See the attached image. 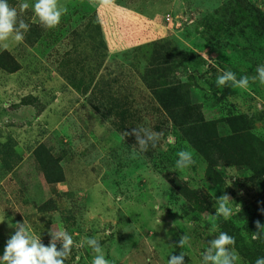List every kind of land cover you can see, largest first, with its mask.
Returning <instances> with one entry per match:
<instances>
[{"label": "rangeland", "instance_id": "rangeland-1", "mask_svg": "<svg viewBox=\"0 0 264 264\" xmlns=\"http://www.w3.org/2000/svg\"><path fill=\"white\" fill-rule=\"evenodd\" d=\"M22 3L29 4L23 12ZM34 3L10 4L29 27L20 29L22 42L14 36L0 41V53L7 50L20 64L13 73L0 69V144L13 139L19 156L10 171L0 161V257L23 225L46 247L61 230L71 235L64 264H92L87 240L93 237L109 264H167L181 253L182 264H211L205 256L226 229H238L247 256H255V264L262 260L264 246L254 251L251 234L258 229L264 236V175L251 179V170L225 164L218 168L221 181L210 182L205 160L140 74L151 44L161 42L172 55L171 80L189 85L192 102L206 120L219 121L220 133H227L226 119L236 118L237 126L242 116L258 149L253 165L259 161L264 169V85L256 71L264 66V25L254 12L244 13L252 7L264 12V0H58V9L67 11L54 28L41 25ZM226 71L237 80L249 77L248 88L231 81L218 87ZM115 103L126 118V137L115 118L105 116L115 113ZM142 128L161 133L146 152L137 144V135L147 140ZM40 142L60 157L64 181L44 180L33 155ZM180 150L191 151L195 161L184 170L175 168ZM166 174L200 189L207 208L192 209ZM222 195L230 197L232 214L213 220ZM54 242L61 250L62 239ZM228 251L237 256L232 264H252L232 245Z\"/></svg>", "mask_w": 264, "mask_h": 264}, {"label": "trees", "instance_id": "trees-1", "mask_svg": "<svg viewBox=\"0 0 264 264\" xmlns=\"http://www.w3.org/2000/svg\"><path fill=\"white\" fill-rule=\"evenodd\" d=\"M13 2L14 0H8L9 5ZM248 12L252 14L254 12L258 22L264 25L263 11L257 7H252L250 11L247 10L244 13ZM151 48L150 59L143 68L140 79L149 90L153 99L162 108L169 121L179 129L184 140L205 160L207 164V179L212 183L220 182L221 174L218 168L225 164H232L243 172L251 170L253 173L250 177L251 179L262 177L264 169H262L260 162H257L259 163L257 166L253 165V158L256 156L255 152H258V149L254 145L253 135H250L246 131L247 125L242 116L238 117V122L241 123L237 126L236 118L226 119L225 122L229 126L227 133L225 134L223 131L220 133L219 121L206 120L200 105L192 102L189 85L184 84L180 80H171L172 55L167 51L166 46L162 45L161 42H154L151 44ZM19 68L20 64L7 50L0 53V69L13 73L19 70ZM104 86L109 87V84L106 83ZM96 100L92 97L88 98L91 106L99 111L101 110V105ZM115 108H118L115 113L109 111L105 113V116L115 118V126L122 136H124L123 134L127 133L125 128L126 118L123 112H119V107L116 103ZM14 146L15 141L13 139L0 144V161L6 171L12 170L16 164V160L19 158L18 153L14 151ZM33 155L43 173L46 183L55 184L64 181L65 174L61 159L52 152L50 145L44 142L38 143L33 150ZM233 155L241 157L233 161L230 158ZM164 176L174 189L189 203L188 205L192 209L202 211L207 208V204L204 202V195H202L200 189L191 187L173 174H166ZM262 213L264 214V210H262ZM230 225L232 226L233 224L230 223ZM223 232L234 237L235 244L232 246L242 257L249 258L248 261L255 264V256H247L249 250L244 244L245 240L240 235L239 230L226 229ZM254 234L258 237L252 240L253 246L256 247L254 251H262L264 236L258 229L253 231L251 237ZM261 251L257 255H261Z\"/></svg>", "mask_w": 264, "mask_h": 264}, {"label": "clouds", "instance_id": "clouds-1", "mask_svg": "<svg viewBox=\"0 0 264 264\" xmlns=\"http://www.w3.org/2000/svg\"><path fill=\"white\" fill-rule=\"evenodd\" d=\"M57 3L58 0H35L34 5H32L35 16L41 25L46 28L56 27L60 23L61 16L67 11L66 8L58 9ZM19 8L23 12L29 8V4L22 3L19 5ZM28 27L29 25L23 19H19L18 21L16 7L10 6L8 0H0V41L7 39L9 36H14L16 42H22L24 36L20 32V29L27 31ZM256 71L259 73V83L264 85V66L256 69ZM251 79L253 82L257 80L256 77H252ZM229 81L232 82L234 87L241 89H247L249 85V77L244 76L237 80L236 74L231 71H226L223 75H219L216 79V84L218 87L224 86ZM141 131L145 132L147 140L141 139L137 135V144L139 145L140 151L146 152L148 150V141H152V147H155L161 137V133L143 128ZM123 135L126 137L129 133H124ZM135 155L136 153L134 152L133 157ZM176 155V169L184 170L195 163L191 151L180 150ZM229 202L230 197L227 195H222L218 198V207L216 208V215L212 217L213 220H216L220 216L225 219L230 217L232 210L228 206ZM257 227H259L258 222ZM257 238L255 234L252 237L254 240ZM56 239H62L63 241L62 249L59 251L55 246L54 241ZM188 242L189 237L185 235L179 240V246L183 248ZM87 243L95 253L92 264H109L96 238H89ZM234 244V237L229 236L225 232H220L218 238L212 241L211 248L208 250L205 260L210 261L211 264H232L237 259V256L229 253L228 246ZM72 246V236L63 230L57 232L53 236V242L46 247L40 243L38 237L30 234L23 225H19L15 234L6 242L4 254L0 257V264H64V260L70 254ZM212 250H215V254H213ZM183 255L184 253H181L179 257H171L167 264H182ZM256 264H264V260H257Z\"/></svg>", "mask_w": 264, "mask_h": 264}, {"label": "built area", "instance_id": "built-area-1", "mask_svg": "<svg viewBox=\"0 0 264 264\" xmlns=\"http://www.w3.org/2000/svg\"><path fill=\"white\" fill-rule=\"evenodd\" d=\"M168 20V19H167Z\"/></svg>", "mask_w": 264, "mask_h": 264}]
</instances>
